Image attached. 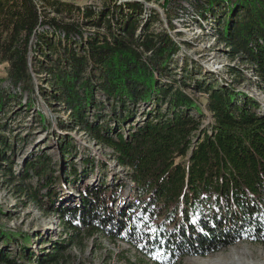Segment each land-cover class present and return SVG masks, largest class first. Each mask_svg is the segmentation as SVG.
Here are the masks:
<instances>
[{
	"label": "trees",
	"instance_id": "1",
	"mask_svg": "<svg viewBox=\"0 0 264 264\" xmlns=\"http://www.w3.org/2000/svg\"><path fill=\"white\" fill-rule=\"evenodd\" d=\"M184 1L202 16L218 14L214 40L248 64L264 90V0ZM126 6L131 14L104 9V31L99 28L78 49L66 46L62 66L43 71L49 96L64 106L68 125L110 149L115 166L127 173L83 184L73 205L63 207L57 202L65 185L88 179L104 163L87 156L82 170L70 162L68 171L60 167L55 176L47 154L26 161L18 179L33 177L36 185L26 186L24 195L38 211L55 214L62 227L56 240H42L46 245L35 264L73 259L68 250L81 253L90 240L95 251L99 239L133 250L134 261L124 257L126 251L115 253V261L124 264H177L240 241L264 246V114L252 111L257 105L227 82H195L191 89L206 94L203 107L213 121L209 129L201 127L190 114L200 117L203 110L189 87L160 82L177 45L168 33L149 31L151 19L138 22L139 3ZM92 13L85 10L83 16ZM40 19L33 0H0V63L21 91L30 79L28 45ZM61 26L66 41L73 32L81 36L77 22ZM44 48L50 52L53 45ZM61 149L63 159L75 152L66 137ZM7 152L13 157V142L0 134V172L15 180ZM40 237L0 225V264H28Z\"/></svg>",
	"mask_w": 264,
	"mask_h": 264
},
{
	"label": "rangeland",
	"instance_id": "2",
	"mask_svg": "<svg viewBox=\"0 0 264 264\" xmlns=\"http://www.w3.org/2000/svg\"><path fill=\"white\" fill-rule=\"evenodd\" d=\"M33 2L38 7L41 19L35 29L36 33L32 34L29 40L27 57L30 79L24 84L27 87L26 91L12 87L7 65L0 63L2 99L0 134L13 142V157L9 152L6 155L12 160L11 174L17 176V179L9 180L0 172V225L4 229L41 235L39 240L35 239V245L32 247L34 255L28 264L36 263L35 255L42 257L38 252L41 246L45 248L46 242L42 240L45 238L56 240L62 232V227L55 214L38 211L24 195L26 186L34 188L36 185L33 177L19 180L20 171L26 161L32 160L38 154H47L55 168V176L60 167L68 171L70 162L82 170V159L87 156L104 163V168L89 172L88 175L91 176L88 179L65 185L64 190L59 192L60 198L57 202L58 206L63 207L73 205L83 184H92L103 177L109 179L110 175L125 177L127 173V169L115 166L110 149L97 145L82 132L68 125L64 106L49 96V85L46 83L48 75L43 72L54 66H62V50L66 46L78 49L77 47H82L85 40L93 36L99 28L104 31L100 18L104 9L108 8L111 11L120 7L122 13L131 14L126 4L137 2L143 9L142 15L138 16V22L143 24L151 19L149 31L156 34L166 32L170 35L178 51L168 63L169 70L159 74L160 82L163 85L173 83L175 86L185 84L189 87L186 91L200 103L203 110L200 117L194 111L190 113L201 121V127L209 129L213 121L210 113L203 107L206 94L193 92L191 89L195 82H206L213 87H219L227 82L246 95L248 101L257 105L251 108L252 111L264 114V90L257 82V77L250 66L237 56L230 57L228 49L214 40L216 22L219 21L218 14L212 16L206 11L202 16L194 3L184 0H33ZM85 10L93 13L88 17L83 16ZM118 13L117 11V17ZM52 19L54 21H51ZM67 22L79 24L80 37L73 32L69 41H66L62 28L59 27ZM219 23L221 25V22ZM50 43L53 48L48 52L44 47ZM232 68L238 69V72L230 73ZM64 137L66 140L69 139L75 152L63 159L61 147ZM64 196H68L69 199L63 198ZM91 244L90 240L81 253L68 250L75 255L73 259L55 263L53 261L50 264H124L122 261H115V253L120 251H126L124 253L126 259L131 261L136 259L135 252L119 241L112 243L99 239L97 243L99 248L95 251H90ZM1 245L2 242L0 248ZM107 253H111L112 256L103 263L102 258ZM177 264H264V246L240 241L206 256L184 257Z\"/></svg>",
	"mask_w": 264,
	"mask_h": 264
}]
</instances>
